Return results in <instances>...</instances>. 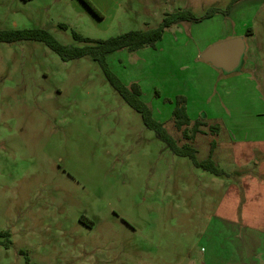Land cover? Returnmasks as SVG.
I'll return each instance as SVG.
<instances>
[{
	"label": "rangeland",
	"instance_id": "1",
	"mask_svg": "<svg viewBox=\"0 0 264 264\" xmlns=\"http://www.w3.org/2000/svg\"><path fill=\"white\" fill-rule=\"evenodd\" d=\"M87 1L99 17L81 0H0V31L44 29L81 47L72 32L106 40L231 2ZM236 37L247 47L233 73L195 58L209 41ZM107 65L139 86L174 136L176 96L190 119L224 126L215 154L228 177L174 155L91 58L63 62L39 42L0 43V233L10 242L0 238V264H264V0L175 25L154 48L113 53ZM206 141L196 138L198 161Z\"/></svg>",
	"mask_w": 264,
	"mask_h": 264
},
{
	"label": "trees",
	"instance_id": "2",
	"mask_svg": "<svg viewBox=\"0 0 264 264\" xmlns=\"http://www.w3.org/2000/svg\"><path fill=\"white\" fill-rule=\"evenodd\" d=\"M81 1L90 12L99 17L87 0ZM236 2L237 0H231L230 4L224 11L211 8L207 10L206 14L201 18H195L187 11H178L164 16L161 23L155 28L129 31L106 40H91L72 32L74 41L81 44V47L62 45L44 29L0 31V43L12 44L19 42H39L55 53L63 62L78 60L84 57L91 58L102 69L106 80L118 93L121 99L131 109L140 114L143 125L152 131L156 138L163 142L174 155L188 157L196 168L216 177H228V174L220 169L212 159L211 152L205 160H197L196 150L193 147V139L197 134L201 133L200 128L206 127V125L201 119L195 121L190 120L187 114L185 97L176 96L173 102L170 121L174 132L180 133L181 135V137H176L168 131L164 123H161L152 117L150 108L141 98L139 86L136 83L125 85L109 70L107 57L119 51L134 53L145 48H154L155 44L162 40L166 30L169 28L181 23H200L217 14L228 16L232 5ZM60 27L66 30L64 25H60ZM249 31L250 29H248L247 32ZM247 35L250 34L247 33ZM155 95L158 97V93H155ZM167 102L171 104V101L168 100ZM209 130L211 133L216 132L214 127H209ZM210 146L213 148V145ZM0 238L7 239L3 245L5 248H8L10 246V242L8 241L9 233H0Z\"/></svg>",
	"mask_w": 264,
	"mask_h": 264
},
{
	"label": "water",
	"instance_id": "3",
	"mask_svg": "<svg viewBox=\"0 0 264 264\" xmlns=\"http://www.w3.org/2000/svg\"><path fill=\"white\" fill-rule=\"evenodd\" d=\"M244 52V39L236 37L209 46L200 54V60L216 70L230 74L240 66Z\"/></svg>",
	"mask_w": 264,
	"mask_h": 264
},
{
	"label": "crops",
	"instance_id": "4",
	"mask_svg": "<svg viewBox=\"0 0 264 264\" xmlns=\"http://www.w3.org/2000/svg\"><path fill=\"white\" fill-rule=\"evenodd\" d=\"M219 16H222V15H220V14H217V15H215L214 17H212V18H210L211 20H215V19H217V18H219ZM210 19H208V20H210ZM176 26H179V24L178 25H176ZM170 29V28H169ZM168 29V30H169ZM167 31V30H166ZM212 41H214V40H211V41H209L208 42V44L207 45H205V47H203V48H201L200 49V51H198V54L195 56V58L196 59H200V54L205 50V49H207L209 46H211V45H213V43H215V41L214 42H212ZM220 41H224V40H222V39H220V40H218V42H220ZM245 42V41H244ZM246 45H245V51H246ZM244 54H245V52H244ZM243 54V55H244ZM243 57V56H242ZM207 64V63H206ZM209 65V64H208ZM250 66H252V65H250ZM214 69V68H213ZM216 70V69H215ZM247 72H249L250 73V76L251 77H248V79L247 80H249L251 83H252V79H254L255 78V72H254V69L252 68V67H247V69H245ZM252 78V79H251ZM251 86V85H250ZM186 108H187V114H188V117H189V110H188V107H187V103H186ZM193 117L194 118H192V119H190L191 121H195V120H197V119H201V118H196V114H194L193 115ZM204 117V116H203ZM201 121H203V123L205 122L206 123V127H201V128H206V129H208L209 130V127H214L215 128V133H211L210 132V130H209V133H205V131L204 130H202V132L201 133H199V134H197L195 137H194V139H193V147L195 148V150H196V154H197V152H198V150H197V147L195 146V141H196V138H197V136H204V137H206L207 138V141H206V143H207V156H206V158L209 156V153L211 152L212 154H211V157H212V159L216 162V164L218 165V167L220 166V161H219V159L216 157V154H215V152H216V150H217V148H218V146H219V143H218V141L220 140L219 138V134H221V132H222V130H223V128H224V126H222V127H220L219 125H218V123L217 122H214V120H213V118H207V116H206V120H202L201 119ZM204 123V124H205ZM239 128H240V126H238ZM200 128V129H201ZM210 145H213V148H211V146ZM205 160V159H204ZM220 168V167H219ZM221 169V168H220ZM223 170V169H222ZM224 171V170H223Z\"/></svg>",
	"mask_w": 264,
	"mask_h": 264
}]
</instances>
